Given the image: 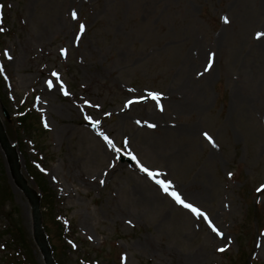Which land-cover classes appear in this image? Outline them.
<instances>
[{"label":"rangeland","instance_id":"rangeland-1","mask_svg":"<svg viewBox=\"0 0 264 264\" xmlns=\"http://www.w3.org/2000/svg\"><path fill=\"white\" fill-rule=\"evenodd\" d=\"M257 33L264 0H0V117L26 178L37 185L27 173L35 163L53 193L52 212L79 236L64 251L52 236L64 261L264 264ZM24 101L47 131L36 121L12 127ZM5 169L0 150L2 200L28 236L31 217L20 201L28 202ZM6 225L0 215V231ZM1 245L2 237L0 264H16Z\"/></svg>","mask_w":264,"mask_h":264},{"label":"trees","instance_id":"trees-1","mask_svg":"<svg viewBox=\"0 0 264 264\" xmlns=\"http://www.w3.org/2000/svg\"><path fill=\"white\" fill-rule=\"evenodd\" d=\"M23 111L24 114H19L12 120V127L16 129L17 132L19 129H26L28 127V124L31 125L33 121H36L38 123V119H36V117L31 112L26 111V108H24ZM8 133H10V136H12V128H9ZM30 137H33V135L30 134ZM22 150H24V147H22ZM28 170L34 178L38 188L40 189L41 206L46 208V211L43 212V225L45 231L48 237H50V241L51 233L52 236L54 234L55 236H57V238H59L61 244L58 245V248H61L62 251H64V244L66 245L64 238L66 236V233L64 232L63 227H61L60 223L55 219V217H51V224H53L55 231H53L54 229L49 225V217L51 215L54 216V211L52 212L54 199L53 193L48 187H46L44 180H42L43 175L34 166L31 165ZM3 191L6 195L8 194V186L6 184H3V186L0 184V213L3 214L8 220V225L6 226L4 232L1 233V237L7 235L6 239H4L3 241V249L9 252L7 253V255L14 252L16 264H37L33 255L32 241L22 230V228L18 227L12 222L13 211H11V208L8 210L5 209L6 201L4 200V198L2 200V197L4 196ZM51 243L53 254L56 258L57 263L68 264L67 261H64L63 253H61L60 255L57 254L55 243Z\"/></svg>","mask_w":264,"mask_h":264},{"label":"water","instance_id":"water-1","mask_svg":"<svg viewBox=\"0 0 264 264\" xmlns=\"http://www.w3.org/2000/svg\"><path fill=\"white\" fill-rule=\"evenodd\" d=\"M0 148L2 149L9 174L14 185L20 189L30 204V212L32 217V235L33 239L42 255L44 264H56L51 248L42 227V216L40 211V195L29 186L26 178L21 172V163L19 155L16 151V145L11 144L4 130V126L0 120Z\"/></svg>","mask_w":264,"mask_h":264},{"label":"snow or ice","instance_id":"snow-or-ice-1","mask_svg":"<svg viewBox=\"0 0 264 264\" xmlns=\"http://www.w3.org/2000/svg\"><path fill=\"white\" fill-rule=\"evenodd\" d=\"M72 16H73V19H75V18H76V13L73 12V13H72ZM224 22H225V23H228L227 18H224ZM80 29H81V31L84 30V25H83V24L80 25ZM261 36H264V33H257V34H256L257 39H259ZM5 56H8V58L11 59V57L9 56V54H8L7 52H5ZM52 75H53V76H56V73H53ZM47 83H48L49 88H51V87L53 86V82H52V81H48ZM61 90L63 91V88H62V87H61ZM64 94L67 95V92H65ZM149 95L152 97L153 100H158V99H159V94H158V93H149ZM161 110H162V108H161ZM85 119H89V117H85ZM46 126H47V125H46ZM149 126H150V127H154V125H149ZM204 135H205V137H206L207 139H209V141L211 142V138L208 137V134L205 133ZM103 138H104V140H105L109 145H112V141H111L107 136H104ZM117 151H119V149H117ZM132 158L135 159V157H132ZM141 171L146 172V173L148 174L149 177H152V176L155 175L154 173L149 172L148 169H146V168H144V167H142V166H141ZM231 175H232V174L229 173V176H230V177H231ZM155 182L160 186V188H161L166 194L170 195V196L176 201V203L181 204L184 208L190 210L192 213H194V214L197 215V216H204V213L200 212L196 207H194V206L191 205L190 203H185V202L181 199V197H180L179 194H177V193L174 192V191H173V192H169L170 184H166L164 181H161V180H156ZM101 183H103V181H101ZM205 219H206V217H205ZM213 231L215 232L216 229L213 228ZM217 234L219 235L218 232H217Z\"/></svg>","mask_w":264,"mask_h":264},{"label":"bare ground","instance_id":"bare-ground-1","mask_svg":"<svg viewBox=\"0 0 264 264\" xmlns=\"http://www.w3.org/2000/svg\"><path fill=\"white\" fill-rule=\"evenodd\" d=\"M14 192H15L16 194L19 193V191H18L17 189H15ZM18 199H20V198H18ZM20 203H21V205L23 206L24 211H25V216H26V218L28 219V218H29L28 204H27L26 202H24V201H22V202L20 201Z\"/></svg>","mask_w":264,"mask_h":264}]
</instances>
